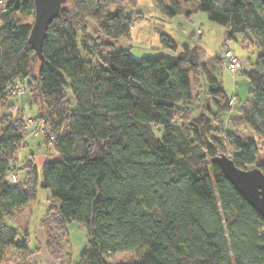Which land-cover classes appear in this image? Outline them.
<instances>
[{"label":"trees","instance_id":"16d2710c","mask_svg":"<svg viewBox=\"0 0 264 264\" xmlns=\"http://www.w3.org/2000/svg\"><path fill=\"white\" fill-rule=\"evenodd\" d=\"M191 1L194 10L180 0L157 6L170 20L204 13L228 42L242 35L256 50L248 99L231 123L264 140V0ZM126 6L138 0H65L39 56L33 24L25 22L34 0H0V264H29L39 251L7 220L34 203L40 188L59 202L42 223L49 254L64 264L73 263V223L86 231L77 264H264V219L212 163L232 150L238 168L264 173L256 141L215 126L236 97L216 75L224 58L197 63L165 34L158 54L137 59L130 48L116 49L135 24ZM89 20L107 43L89 33ZM194 79L203 82L198 98ZM17 85L36 108L30 116L46 126V146L59 154L41 171L34 159L16 168L29 130L18 107L25 93L9 95ZM207 101L214 113L204 131L196 118L208 114ZM127 252L137 257L112 262Z\"/></svg>","mask_w":264,"mask_h":264},{"label":"rangeland","instance_id":"374dc122","mask_svg":"<svg viewBox=\"0 0 264 264\" xmlns=\"http://www.w3.org/2000/svg\"><path fill=\"white\" fill-rule=\"evenodd\" d=\"M163 1L164 4L170 3L169 0ZM180 1L182 3L183 10L187 11L188 9H195L192 1ZM126 8L128 10V13H131V16L135 20V24L132 28L130 36L128 38L115 42L114 46L116 49L130 48L133 56L137 59H140L143 56L154 55L163 52L160 43V37L163 34L170 36L181 49H183V46L185 45L184 43L187 42L188 44H190L192 50H195L198 53L204 52L208 59H216L219 57V55L224 53V28L218 24L210 22L207 18V15L204 13L199 12L193 15L190 20H188L184 16V14L171 20L166 19L158 9L157 0H138V6L136 8H131L129 6H126ZM34 14L28 17L25 22L33 24ZM143 16L145 17V19H143ZM88 22L92 27V30L90 29L89 33L92 36L99 38L101 42L107 43V38L99 34L97 35V23L94 20H89ZM243 41L244 36L238 35L235 40L228 42L229 48L236 53L239 59H241L242 70L237 74H233L223 64L216 72L218 79L223 84L226 95L229 97L237 95V97L241 101L237 102V97H235L238 106L240 105V103L244 104L248 99L251 85L245 73L251 71V67L249 64L254 63L256 57V50L254 49V47L247 46L245 43L248 42L246 41L243 43ZM154 47L159 49H156ZM202 86V81H197L196 79H194V90L197 98L200 97L199 95L204 94V89L202 88ZM196 100L194 102H196ZM19 101L23 104L22 108H24V117L26 118L29 115L35 117L36 108L34 107V109H31V100L29 98V95L27 94L25 97L19 98ZM239 109L240 106L238 110L236 109L232 114H227L225 120L224 118H222L224 123L216 122L215 126L219 127L224 132L235 131L242 137H246L256 141L260 146V153L257 157L256 164L262 163L264 162V140H259L256 135H254L251 131L241 126L240 124L235 123L236 125H233V123H231L233 118L238 117L237 115ZM3 112L4 110L0 104V116ZM193 112L195 113V111ZM38 124L42 125V123ZM210 134L213 136L219 135L218 131L215 129L211 130ZM227 155L228 157H231L232 150H228ZM58 158L59 154L54 150V147L52 145H49L48 147L46 146L43 133L40 130H36L31 133V130L29 129L25 138L24 147L19 150L16 168H22L24 167V164L27 160L34 159L36 167L39 169V171H41V168L45 162L53 161ZM253 168L254 167H250L248 170H251ZM20 177H22L21 174ZM53 204L58 205L59 202L57 200H51V193L49 190L40 188L37 200L33 204L34 220L32 222L35 223L37 222V220H43L48 208ZM26 214L28 215L29 212H26ZM18 215L19 213L17 214V216ZM21 217L22 216H19L16 221L21 220ZM11 222L10 220H7L8 226L10 228H15V225H12ZM69 232L72 244L67 250L71 254L72 259L74 255L76 257V260L78 261L80 252L86 245V231L79 224L73 223L69 226ZM136 257L137 254L134 252L122 253L116 255L115 258L112 259V262H126L134 260Z\"/></svg>","mask_w":264,"mask_h":264},{"label":"water","instance_id":"95a60500","mask_svg":"<svg viewBox=\"0 0 264 264\" xmlns=\"http://www.w3.org/2000/svg\"><path fill=\"white\" fill-rule=\"evenodd\" d=\"M65 0H34L35 14L34 23L30 35V43L35 52L40 56L43 51V43L49 26L60 11ZM183 53H193L195 62H200V55L190 48V44L183 46ZM193 62V59H190ZM206 112H202L197 118V122L204 121L205 131L212 122L214 110L209 101L206 103ZM204 107V105H203ZM212 163L217 165L225 178L234 186L241 196L258 212L264 219V173L260 168L251 170L238 168L234 161L226 156L220 155L212 159Z\"/></svg>","mask_w":264,"mask_h":264},{"label":"crops","instance_id":"0c3cea01","mask_svg":"<svg viewBox=\"0 0 264 264\" xmlns=\"http://www.w3.org/2000/svg\"><path fill=\"white\" fill-rule=\"evenodd\" d=\"M195 14H197V13H194L193 15H195ZM193 15L187 19L190 20L193 17ZM226 35H227V33H226V30L224 29L223 41H224ZM186 43H184V44L186 45ZM223 44H224V42H223ZM154 48H156V47H154ZM190 48H191V46H190ZM156 49H159V48H156ZM223 54L219 55L218 58H222ZM199 55H200L201 61L202 60L206 61L208 59L204 52H200ZM208 60H212V58H209ZM252 64L253 63L249 64L251 68H252ZM246 73H245V75H246ZM222 86H223V84H222ZM27 94L28 93H25L23 95V97H25ZM235 96L237 97V95H235ZM29 98H30V95H29ZM236 100H237V102H241L238 97L236 98ZM22 106H23L22 103L18 104V107L22 108ZM33 204L34 203L27 205L24 209H22L21 211L18 212L19 215L18 216L16 215L17 218L15 217V219L10 220V222L12 221L11 222L12 225H15L14 227L16 229H19L21 231V233H23V234L28 233V235L30 236V239H31V247L34 248L35 246H39V251L29 258V264H62L63 263L62 260L53 259L47 250V247H46L47 239H46L45 228H44V225L42 223V220H40V221L37 220V222H35V223L32 222L34 220V205ZM26 212H29V214L27 215ZM19 216H22L21 220L16 221V219H18ZM69 235H70V232H69ZM71 244H72V241H71ZM73 261L74 262L72 264H77L79 260L77 261L76 257L73 255Z\"/></svg>","mask_w":264,"mask_h":264},{"label":"built area","instance_id":"2783aa9c","mask_svg":"<svg viewBox=\"0 0 264 264\" xmlns=\"http://www.w3.org/2000/svg\"><path fill=\"white\" fill-rule=\"evenodd\" d=\"M224 45H225V48H224L223 58H224L225 67L231 73L237 74L238 72H240L242 70V61H241V59H239L237 57L236 53L228 47L227 35L225 36V39H224ZM24 93H25V89L19 85L12 87V89L9 91V95H11V96H15V95L22 96ZM235 103H236V106H235ZM229 106H230L231 110L228 114H232L233 112H235L236 109L238 110L239 106L235 100V97L230 100ZM25 121H26V124L28 126V129L31 130V133H33L36 130L37 131L40 130L43 133V131L46 128V126L43 123H42V125L38 124L33 119V117L30 115L25 118ZM10 175H11L10 177L12 179L16 178L14 173H12Z\"/></svg>","mask_w":264,"mask_h":264}]
</instances>
